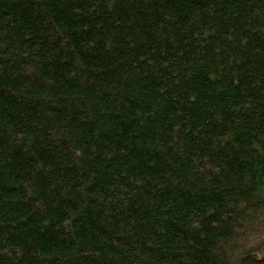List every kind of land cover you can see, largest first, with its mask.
Returning <instances> with one entry per match:
<instances>
[{
    "label": "trees",
    "instance_id": "1",
    "mask_svg": "<svg viewBox=\"0 0 264 264\" xmlns=\"http://www.w3.org/2000/svg\"><path fill=\"white\" fill-rule=\"evenodd\" d=\"M0 264H264V0H0Z\"/></svg>",
    "mask_w": 264,
    "mask_h": 264
}]
</instances>
